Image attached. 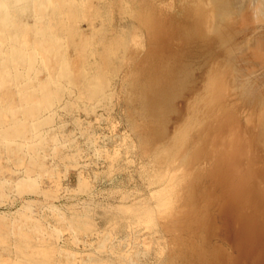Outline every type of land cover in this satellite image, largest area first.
Returning a JSON list of instances; mask_svg holds the SVG:
<instances>
[{
	"label": "rangeland",
	"instance_id": "rangeland-1",
	"mask_svg": "<svg viewBox=\"0 0 264 264\" xmlns=\"http://www.w3.org/2000/svg\"><path fill=\"white\" fill-rule=\"evenodd\" d=\"M56 1L62 9L53 13L69 14L71 28L54 25L51 34L68 31L66 44L52 39L61 84L45 86L44 72L29 95H0L2 134L35 128L46 138L28 152L0 142V264H200L201 243L204 261L215 250L226 256L231 243L214 238L224 199L214 172L236 116L253 111L241 63L226 57L223 39L231 44L236 29L244 32L236 15L226 18L232 0ZM75 91L84 95L65 94ZM56 102L64 112L44 111ZM12 113L14 126H4ZM52 145L54 162L44 156Z\"/></svg>",
	"mask_w": 264,
	"mask_h": 264
},
{
	"label": "bare ground",
	"instance_id": "bare-ground-1",
	"mask_svg": "<svg viewBox=\"0 0 264 264\" xmlns=\"http://www.w3.org/2000/svg\"><path fill=\"white\" fill-rule=\"evenodd\" d=\"M70 2L72 3L73 1ZM215 4H217V2ZM228 4L229 5L232 4V6L231 8L226 9L229 11L227 15L228 17L226 18L228 19L231 16L233 18V15H236L234 17L236 18L238 17L240 21V25L238 24V22H236L235 18L234 19L231 18L232 19L231 21L229 19L227 24L231 23L232 26H235V22H236V26L237 25L243 26V29H241V31L244 30V32H241V34L239 35L240 30L236 29L238 31L236 30L234 31L235 33L237 32L236 35L239 39L237 42H235L234 38H231V42H230L231 44H228V38L223 39V41L227 43L226 46L231 47V50L226 52V57L227 60L230 61V64L231 63L235 64L236 62L241 63L242 67L240 68L239 66L240 70L237 69L238 72L240 71L239 75L237 76H241L242 80L240 83V88L242 89V92L245 93V97L248 101V105H250L253 108V111L248 116H242V115L241 117H239L238 115L236 116L235 131H233L234 129L233 128L230 133L231 148L228 152V155L225 156V154H223V156L221 157V161L219 162V171L214 172L216 174V177L218 178L217 180H219V184H221L224 189V195H223L224 199L222 200L223 204L220 206L221 208H219L220 213L215 214L213 219L214 238L216 241V243L215 241L214 243L219 245V239L228 241L231 243L233 247L232 251L226 252L225 253L226 256H222V258L219 259L220 251L215 250L216 254L214 255L211 253V256H206L205 258L206 261H204L202 243H201V249H200L201 255L199 256V261H200L199 263L200 264H206V263L207 264H264V70L260 72V69L256 67V65L259 64H262V66H264V0H232ZM229 5H227V7ZM60 8L61 6L58 5V2L56 0H0V95H3V97L4 95H11L13 93H15V95L17 93L25 95L28 94V92L30 91H34L33 86L31 85H33L35 81L39 78V75L44 72L45 74H47L46 77H48V81L45 83V86H49V85L56 86V84H61L60 80L62 79L61 77L62 73L59 72L60 68L55 69L51 66L53 64H50L53 61L57 63L59 56L58 49L60 47L58 48V46H55V44L57 42H61V40H65L68 32L65 29L62 30L61 28H59L61 31H66V35H63L64 39L60 37L61 40L59 36L57 38L55 34L54 36L51 35L52 33L56 32L55 30L56 28H54V25L56 26L58 25L59 27L61 26L62 28L68 27L67 25L69 23L67 19H69L70 17L69 14L68 15L65 14V12H67L68 10L67 8L64 10L65 12L63 11L64 15L68 16L67 18H65L66 16H63V14L59 15L57 13V15L55 16V14L53 13V10L58 11ZM215 8H217V6ZM219 10L221 11L223 9L220 8ZM212 12L211 14H213ZM212 16H215V14L210 15L211 18L208 16V21L210 19H213ZM27 17H29L32 20V22H27L28 19ZM86 17L84 16V18L82 17V19L85 20ZM72 18L73 20L75 19L74 16ZM226 18L224 17V19ZM217 19L220 20V18ZM88 22L90 23V20ZM213 22L214 21H212V23ZM224 23L226 22L220 21L217 27L219 28V26L221 24L224 25ZM53 30H55V32H53ZM74 30L76 31L75 28ZM216 32L218 34L221 32V30L218 29ZM72 34L75 35L76 33H72ZM72 34L71 37L74 38ZM47 36L50 37L51 40H46L48 38ZM71 37L69 35V39H71ZM222 37H219V40L222 39ZM67 39L64 42L65 44L68 42ZM53 47L55 48L54 50L52 49V53L50 51H47L48 49ZM46 52L50 54V55L47 54L48 57L47 59L45 57ZM92 57H94L93 52H92ZM39 60L41 62V67L38 68L39 70L31 72L32 67L34 66L33 63ZM64 60L69 61L70 64V60H67V57ZM62 65H63V60H62ZM63 67L66 68L65 65ZM66 70L64 69L65 72ZM68 71L69 70H67L66 73L67 75L69 74ZM68 82H64V83L66 84ZM39 86L41 87V92H40L41 95H45L47 92H42L43 87L41 84H39ZM65 86H66L65 88L63 87L64 90L67 89V85ZM57 89L58 88H56V90ZM110 89L108 88V90ZM58 90L57 91L54 90L55 91L54 93L56 92L58 93ZM108 90L107 92H109ZM65 94H69L74 98L76 97L80 98L84 95V92L75 91L74 94L73 92H66ZM102 94L104 95V93H101V95ZM110 94H112V90ZM11 97L13 96L11 95ZM53 97L55 96L53 95ZM1 98L2 97L0 96V99ZM40 98L41 100H44L42 97ZM36 100H34V102L35 103L37 102L36 104L41 106V103ZM151 101L149 100L148 102ZM13 102L15 101L13 100ZM57 103L58 102H56V104ZM153 103L154 105L157 104V103L155 104V102ZM149 105L151 106L152 104L149 103ZM24 106L27 107L28 103H24ZM61 110H62V106L58 103V105H53L49 108H46L44 111H46V113L48 114L50 113L54 114L55 112H59ZM9 116L13 119L8 120L9 123L4 124V126L7 125L10 126L11 124L13 125L17 121L16 113H12ZM36 117L35 116L33 117L34 118L33 121H37ZM0 118L2 117L0 116ZM1 128L3 127L0 125V142L3 143L4 146L6 145L7 147L17 146L19 149L24 148L26 151L27 150L29 151L30 148L32 149V147L36 146L37 143H41V140L45 138V137L43 138L44 134L42 133V130H36L35 128H32L31 130L30 128H28L30 132L29 133L30 136H27L28 131H26L23 132L21 136H14V137L13 135H6L5 133L2 134L3 132L1 131ZM36 147H34V149ZM55 148L52 145V147L49 148V150L44 153L45 158L50 159L51 162H54L55 160V153H54L56 151ZM41 151L42 150H40V152ZM15 161L16 160H14V162ZM23 169L24 168L18 170L19 172L17 170L15 171L16 173H19L20 176L26 178L27 172ZM7 172L9 173V171ZM6 177L7 175L5 176L4 179H6ZM36 177L37 176H35V178ZM35 229L38 230L37 228ZM86 244L88 245V243Z\"/></svg>",
	"mask_w": 264,
	"mask_h": 264
}]
</instances>
